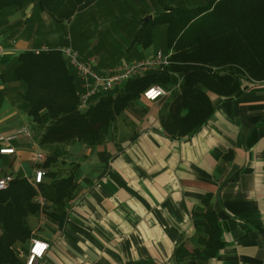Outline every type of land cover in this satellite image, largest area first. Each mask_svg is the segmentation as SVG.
<instances>
[{
    "label": "crops",
    "instance_id": "1",
    "mask_svg": "<svg viewBox=\"0 0 264 264\" xmlns=\"http://www.w3.org/2000/svg\"><path fill=\"white\" fill-rule=\"evenodd\" d=\"M179 5L194 7L183 0ZM60 26L34 2L10 11L0 23V75L21 53L69 46ZM70 47L82 58L96 56L101 70L120 64H104L98 50L107 62L113 54L97 42L87 47L89 53L83 51L86 46ZM124 50L130 58L124 63L166 51L145 49V42L136 41ZM19 90L18 83L0 80V136L31 130ZM170 96L134 104L105 144L70 148L58 178L67 177L74 165L77 192L57 220L45 213L31 219L33 239L49 244L35 264H177V246L195 248L200 237L195 216L207 212L220 222L224 247L217 257L197 264H264V82L245 83L231 98L211 95L215 114L191 137L164 130L161 116ZM0 148L15 150L0 154V180H32L44 163L36 162L41 149L32 136L2 142ZM43 182L52 180L45 176ZM37 199L41 207L48 205L40 193ZM31 241L18 248L23 264Z\"/></svg>",
    "mask_w": 264,
    "mask_h": 264
},
{
    "label": "trees",
    "instance_id": "2",
    "mask_svg": "<svg viewBox=\"0 0 264 264\" xmlns=\"http://www.w3.org/2000/svg\"><path fill=\"white\" fill-rule=\"evenodd\" d=\"M96 1L0 0V23L10 11L34 2L42 15L62 25ZM156 22L166 25L165 50L172 52L171 63L95 98L86 110L79 108L80 80L59 48L21 53L0 75L4 83L20 85L32 137L46 156L39 167L52 180L34 186L17 176L10 179L6 190H0V264H23L18 248L33 239L31 219L45 213L57 220L74 199L76 167L72 165L65 178H58L57 171L70 156V148L105 144L117 130L118 120L144 99L148 88L159 85L171 95L161 116L167 134L191 137L215 114L211 95L231 98L245 83L264 82V0H208L195 8L164 7L158 18L145 23L136 34L135 41L145 42V49L153 43L148 27ZM39 193L47 206L41 207ZM195 218L200 237L192 251L185 243L177 246V264L215 258L224 247L214 213Z\"/></svg>",
    "mask_w": 264,
    "mask_h": 264
},
{
    "label": "rangeland",
    "instance_id": "3",
    "mask_svg": "<svg viewBox=\"0 0 264 264\" xmlns=\"http://www.w3.org/2000/svg\"><path fill=\"white\" fill-rule=\"evenodd\" d=\"M181 1L163 0L162 6H159L158 3L150 0H102L97 5H93V8L89 7L77 14L70 22H65L59 26L61 32L63 31L66 45L73 46L75 49L86 46L83 51L89 53L87 47L90 48L91 45L97 42L101 48L107 47L108 53L113 54L112 61L107 62L108 60H105L106 57H104L106 53L103 50H98L104 64L124 63L130 59L123 56L124 49L135 43L137 33H135L136 26L133 25H137L140 30L147 20L152 19L154 21L158 18L164 12L165 6L175 8L178 7ZM183 2L187 6H194L193 8H195L207 4L208 0H183ZM165 29L166 25L158 22L148 27L153 36L152 49H165ZM90 52L92 55L97 54L93 51ZM125 125L127 124L125 123ZM116 127L118 129V123ZM119 129H121V125ZM117 135H119V132H117ZM121 135L122 133L119 136ZM125 136L126 134L120 138Z\"/></svg>",
    "mask_w": 264,
    "mask_h": 264
},
{
    "label": "built area",
    "instance_id": "4",
    "mask_svg": "<svg viewBox=\"0 0 264 264\" xmlns=\"http://www.w3.org/2000/svg\"><path fill=\"white\" fill-rule=\"evenodd\" d=\"M48 50V49H42ZM59 50L69 60L70 66L75 70L80 83V110H86L90 107L91 102L105 94L114 91L122 84L132 80L148 71L161 70L168 66L171 61L172 52L158 50L155 53L148 55L138 61L131 63H120L113 67L101 70L99 68V60L96 56L82 58L80 53L72 47H62ZM41 50L36 51L39 53ZM169 92L162 86L155 85L148 88L143 93V98L149 102H155L162 98L168 97ZM20 136L31 137L29 128L24 127L9 136H0V143L11 142L18 139ZM15 150L10 148H0L1 155L14 154ZM46 160L45 154L42 152L37 154L36 162L42 163ZM45 171L38 169L35 172L34 179L29 182L37 186L43 182ZM10 178L0 180V190H6L9 186ZM49 249V244L41 239H33L26 264H35L42 259Z\"/></svg>",
    "mask_w": 264,
    "mask_h": 264
},
{
    "label": "water",
    "instance_id": "5",
    "mask_svg": "<svg viewBox=\"0 0 264 264\" xmlns=\"http://www.w3.org/2000/svg\"><path fill=\"white\" fill-rule=\"evenodd\" d=\"M147 21H148V20H147ZM147 21H146V22H147Z\"/></svg>",
    "mask_w": 264,
    "mask_h": 264
}]
</instances>
